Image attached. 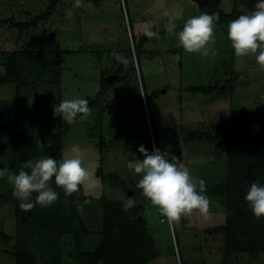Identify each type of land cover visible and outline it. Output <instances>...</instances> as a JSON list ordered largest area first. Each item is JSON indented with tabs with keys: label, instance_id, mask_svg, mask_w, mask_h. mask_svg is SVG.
<instances>
[{
	"label": "rangeland",
	"instance_id": "1",
	"mask_svg": "<svg viewBox=\"0 0 264 264\" xmlns=\"http://www.w3.org/2000/svg\"><path fill=\"white\" fill-rule=\"evenodd\" d=\"M50 3L51 0H0V73H5L7 57L16 51L25 65L23 77L28 80L18 93L14 84L0 83V101L4 111L10 114L16 105L40 103L45 129L60 131L63 157L70 154L73 145L84 150V166L97 183L91 189L81 187L75 193L78 206L85 199L91 201L81 212L90 229L82 237L83 249L93 250L100 244L104 202L112 200L124 205L130 199L128 193H136L146 205L144 219L155 249V258L148 264H264V252L225 253V236L219 229L226 220L228 189L207 190L226 183L229 177L230 158L220 150L221 140L215 142L208 135L201 140L187 139L195 131L215 135L218 127L225 133L226 124L213 119L214 114L216 118L222 116L231 97L229 89L217 88V92L222 91L216 97L219 99L210 103L212 93L190 90L212 80L210 87H214L217 79L219 83H227L228 71L221 62L228 63L230 57L221 52L214 58L190 54L179 46L175 34L164 35L169 16L179 14L175 23L184 24L203 13L197 3L193 0H82L83 6L75 8L74 0H58L54 12L37 25L23 31L11 25L16 21H33ZM69 11L73 13L71 20L66 19ZM137 23L151 27L139 32ZM219 29L216 26V41L221 39ZM148 31L158 32L159 38L149 37ZM140 40L142 51L137 59L134 42ZM172 46L182 51H170ZM114 54H120L127 63L121 66L122 62ZM262 73V83L252 80L243 84L245 87L242 85L237 94L238 103L231 104L247 109L246 112L263 110ZM108 77L112 78L111 86L107 92L100 93L101 81ZM154 90L157 94L151 96ZM76 98L89 101L91 116L87 120L78 116L69 125L62 116H54V107L62 100ZM256 118H261L258 122L264 124V115ZM250 120L243 118L236 132L247 130ZM155 144L170 162L183 163L193 177L205 181L204 195L211 201L209 218L193 212L182 217L179 224L169 225L137 188L141 177L130 164L144 159L138 151L141 145L151 153ZM7 145L0 130V168L3 169L8 164ZM114 175L127 190L114 182ZM12 192L6 177L0 178V264H15ZM242 195L236 192L237 197ZM69 237L61 238L66 264H72L67 257Z\"/></svg>",
	"mask_w": 264,
	"mask_h": 264
},
{
	"label": "trees",
	"instance_id": "2",
	"mask_svg": "<svg viewBox=\"0 0 264 264\" xmlns=\"http://www.w3.org/2000/svg\"><path fill=\"white\" fill-rule=\"evenodd\" d=\"M220 1L209 0L205 7L200 8L203 13H218L217 24H229L240 15L247 14L237 8L225 12L220 8ZM57 2L58 0H51L46 10L31 22L16 21L11 22V25L21 31L33 27L54 12ZM178 28L182 29L183 25L177 26ZM132 36L135 41L134 35ZM141 44V40L134 42L137 59L142 51ZM21 59L16 51L9 54L5 73L0 75V83H14L17 90L26 87L28 80L23 77L25 65L21 63ZM111 83V77L103 79L100 93L107 92ZM214 88L217 86H197L190 90L211 93ZM155 94L157 93L153 92L151 96ZM256 115L264 113L232 109L229 121L224 125L225 133L218 127L215 135L195 131L187 137L188 141L201 140L207 135L215 142L221 140L220 150L229 155L228 180L207 189L209 192L228 189L226 220L219 229L225 236L226 254L264 252V217L257 219L245 200V192L247 193L252 183L264 185V124L263 121L258 122L261 118L257 119ZM245 117L252 119L251 125L243 132H236ZM0 130L8 142L6 169L13 174H18L23 163L28 160L53 157L59 161L64 158L60 131L49 132L45 129L43 108L38 102L33 105H16L14 113L10 114L4 111L0 101ZM154 148L162 150L157 144ZM113 180L123 190H127L126 185L120 184L117 175L113 176ZM51 186L59 193V198L50 208L36 206L31 211H22L20 201L11 197L16 221L15 264H66L63 262L61 243L64 235L70 236L67 257L72 264H148L155 258V249L144 219L146 205L139 201L136 193H128V197L137 202V206L128 211L123 210L121 202H104L102 239L96 248L86 250L81 242L82 237L90 233V229L81 212H78L75 193L65 197L63 189L55 185L54 178ZM237 191L244 195L237 197Z\"/></svg>",
	"mask_w": 264,
	"mask_h": 264
},
{
	"label": "clouds",
	"instance_id": "3",
	"mask_svg": "<svg viewBox=\"0 0 264 264\" xmlns=\"http://www.w3.org/2000/svg\"><path fill=\"white\" fill-rule=\"evenodd\" d=\"M82 6V0H74L75 8ZM72 15L69 11L66 19L71 20ZM178 16L179 14L169 16L165 27L169 35H176L179 46L190 54L212 58L217 56L215 30L219 14L201 13L193 16L177 32L175 21ZM227 27L228 39L235 56L254 55L257 63L264 67V0H257L254 10L232 20ZM146 34L159 38L158 32L148 31ZM114 55L118 61L127 63L120 54ZM53 114L62 116L63 121L71 125L78 116L81 120H87L91 116V108L87 99H67L54 107ZM138 151L144 159L130 164L134 173L141 177L137 188L142 190L144 197L167 219L169 225L179 224L182 217L193 212L205 219L211 216V201L204 195L206 183L203 179L193 177L183 163L170 162L167 154L159 148H154L149 153L141 145ZM84 156V150L79 145H73L70 154L59 161L46 157L24 162L18 174L0 168V178L6 177L13 187L12 195L20 201L19 207L22 211H31L36 206L50 208L59 198V193L51 186L53 178L55 185L63 189L65 197L79 192L81 187L91 189L97 183L89 169L84 166ZM245 200L257 219L264 217V186L258 182L252 183ZM90 203V200L85 199L78 206V212H82L83 207ZM134 205L135 201L129 199L124 203L123 210L128 211Z\"/></svg>",
	"mask_w": 264,
	"mask_h": 264
},
{
	"label": "crops",
	"instance_id": "4",
	"mask_svg": "<svg viewBox=\"0 0 264 264\" xmlns=\"http://www.w3.org/2000/svg\"><path fill=\"white\" fill-rule=\"evenodd\" d=\"M256 3H257V0H221L220 1V8L225 12H230L234 8H237L239 10H242V11L249 13L250 11L254 10ZM197 10H198V8H197ZM181 25H184V24H177V26H181ZM216 26H217V28H220L219 30H220V33L222 34L221 39L218 38L216 41V42H218V44H217V46L219 48L218 52L226 54V56L231 58V61H229L228 63H225L221 59V61H222L221 65L224 66V68H226L225 69L226 71H228L227 76H229V79H227V83H219L218 80H220V79H217V82H216L217 85H215V86H217L218 90H220L221 88L223 90L229 89L228 91H229V94L231 97H230L229 102H228L230 104L228 105V107H224V110H223L224 112H223L222 116H220V118H216L217 115L214 114L213 121L217 122V123H227L229 121V118H230L231 108L232 109L235 108V109L242 110V111L247 110V109H239V108H237V105H234L231 103H238V102H236L238 92H241L240 89L245 87V85L250 83L252 80H259L260 83H262L261 77L263 75L262 72H264V71H262V70H264V67H261L257 63L254 55H248L246 57H236L234 54V50L231 46V42L228 39V35H227L228 24H216ZM150 27L151 26H146L145 24L137 23V30H139V32L143 31L144 29L147 30ZM176 30L180 31L182 29L178 28ZM164 35H169V33L165 32ZM220 40H221V42H220ZM169 50L176 52V51H182V48L172 46V47H170ZM157 54H158V52L155 53V55H157ZM154 58H155V56H153L150 59L153 60ZM180 62H181V60H180ZM181 66H182V63H180V70L182 72ZM3 74L4 73H0V75H3ZM247 77H249L248 78L249 80H247L248 82L246 81ZM211 83H214V81L212 80V81H209L207 84H201L198 86L208 87L211 85ZM12 84H14V83H12ZM243 84H245V85H243ZM242 85H243V87H242ZM217 88H214V90H212L213 92H211L212 98H210V99L213 101L212 102L210 101V103H214L215 99H219L216 97H219L220 93L222 91L217 92ZM16 90H17V88H16ZM20 90H17V93L20 92ZM155 91H157V90H154V92ZM263 110H264V108H263ZM263 110L258 109L259 112H264Z\"/></svg>",
	"mask_w": 264,
	"mask_h": 264
},
{
	"label": "water",
	"instance_id": "5",
	"mask_svg": "<svg viewBox=\"0 0 264 264\" xmlns=\"http://www.w3.org/2000/svg\"><path fill=\"white\" fill-rule=\"evenodd\" d=\"M193 1H194L195 3H197V5H198L200 8L205 7V6L208 4V2H209V0H193ZM42 139L45 140V137L42 136Z\"/></svg>",
	"mask_w": 264,
	"mask_h": 264
}]
</instances>
